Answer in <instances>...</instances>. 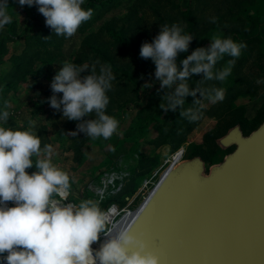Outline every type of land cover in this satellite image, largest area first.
I'll list each match as a JSON object with an SVG mask.
<instances>
[{"label": "rangeland", "instance_id": "374dc122", "mask_svg": "<svg viewBox=\"0 0 264 264\" xmlns=\"http://www.w3.org/2000/svg\"><path fill=\"white\" fill-rule=\"evenodd\" d=\"M186 5L192 8L193 25L179 14ZM9 6L12 23L0 30V108L9 101L7 126L27 127L29 120L36 121L41 147L53 146V162L74 181L69 200H98L102 178L113 179L100 206L117 204L126 209L114 219L124 216L117 228L131 222L172 159L175 164L200 155L209 165L219 162L233 149L221 148L220 136L235 124L249 134L264 120V84L255 83L264 79V0H85L83 7L92 8L93 16L71 38L54 34L38 6L21 7L17 0H9ZM213 16L216 23L209 22ZM172 23H181L194 35L188 52L179 54L178 64L196 48L209 46L216 35L247 43L231 75L222 83L209 82L226 89L225 99L215 105L205 101L204 114L195 123L181 118L179 109L160 108L168 90H161L153 61L140 56L142 44L153 41L160 25ZM97 60L110 64L116 76L108 92L107 114L120 125L118 134L107 140L82 132L70 135L78 122L63 119L62 112L47 102L53 95L51 81L64 61L91 65ZM200 79L202 74L190 77V88L195 89ZM148 83L152 86L144 87ZM197 98L199 93L187 97L184 108ZM27 171L31 174L36 168ZM130 196L134 200L128 204ZM107 239L102 235L99 242Z\"/></svg>", "mask_w": 264, "mask_h": 264}, {"label": "clouds", "instance_id": "9594fccd", "mask_svg": "<svg viewBox=\"0 0 264 264\" xmlns=\"http://www.w3.org/2000/svg\"><path fill=\"white\" fill-rule=\"evenodd\" d=\"M17 2L21 7L38 6L46 25L65 38H71L94 13L92 8L83 7L85 0ZM9 8V0H0V30L12 23ZM209 22L216 23L217 18L210 17ZM193 39L194 35L187 33L181 23L163 24L153 41H145L140 50L141 58L155 64V78L161 90H168L160 108L165 112L179 109L180 117L189 123L202 118L205 101L215 105L225 99L226 89L209 82H224L247 48L246 42L216 35L209 46L196 48L178 64L179 54L188 52ZM226 56L231 59L217 68ZM85 72L89 74L82 75ZM200 74L202 79L195 89L190 88L189 78ZM115 79L112 66L99 60L91 65L63 62L51 81L53 95L47 102L62 112L63 119L78 122L70 135L82 132L88 138L107 140L118 134L119 120L107 114L108 92ZM255 83L264 84V79ZM197 93L200 98L184 108L186 98L196 97ZM10 107L9 101L4 100L0 108V264H160V257L146 251L147 241L134 234L132 227L116 231L114 208L105 210L100 200L92 198L78 203L68 199L74 181L53 162V146L41 147L35 120H29L27 127L7 126ZM89 116L95 118L84 119ZM33 166L36 171L29 174L27 170ZM8 202L14 206H7ZM114 231L116 235L112 236ZM102 235L108 239L94 252L92 245ZM130 246L136 250H130Z\"/></svg>", "mask_w": 264, "mask_h": 264}, {"label": "water", "instance_id": "95a60500", "mask_svg": "<svg viewBox=\"0 0 264 264\" xmlns=\"http://www.w3.org/2000/svg\"><path fill=\"white\" fill-rule=\"evenodd\" d=\"M217 143L233 149L211 165L194 155L170 166L127 226L160 264H264V120Z\"/></svg>", "mask_w": 264, "mask_h": 264}, {"label": "built area", "instance_id": "2783aa9c", "mask_svg": "<svg viewBox=\"0 0 264 264\" xmlns=\"http://www.w3.org/2000/svg\"><path fill=\"white\" fill-rule=\"evenodd\" d=\"M111 182H113V179L111 180V179H107L106 177H103L102 178V187H100L99 189H97V191H98V194H99V197H98V200H100V201H102V199L105 197V190H106V187H108L109 186V184L111 183ZM13 203V202H12ZM11 204V202H8V205H10ZM114 208V211L115 212H113V217H114V219L115 220H117V218L119 217V215H120V213L121 212H119V210H118V212H117V209L119 208L120 210H123L122 208H120L119 206H117L116 208L114 207V205H109L105 210H107V209H109V208ZM115 213V214H114ZM127 224V222L124 224V226Z\"/></svg>", "mask_w": 264, "mask_h": 264}, {"label": "trees", "instance_id": "16d2710c", "mask_svg": "<svg viewBox=\"0 0 264 264\" xmlns=\"http://www.w3.org/2000/svg\"><path fill=\"white\" fill-rule=\"evenodd\" d=\"M192 8L189 5H186L184 8L180 10V16L185 20V22L189 25H193V19L191 17ZM120 38V36H118ZM128 42V41H127ZM133 55L137 57L136 51L133 52Z\"/></svg>", "mask_w": 264, "mask_h": 264}, {"label": "bare ground", "instance_id": "6f19581e", "mask_svg": "<svg viewBox=\"0 0 264 264\" xmlns=\"http://www.w3.org/2000/svg\"><path fill=\"white\" fill-rule=\"evenodd\" d=\"M174 161H175V160L172 159L169 165H170V166L174 165ZM170 166H169V167H170ZM169 167H168V168H169ZM162 176H163V175H162ZM162 176H161V177H162ZM159 180H160V179H159ZM148 195H149V194H148ZM148 195L146 196V198L148 197ZM146 198H144V199L146 200ZM133 200H134V199H130L129 202H128V204H130L131 202H133ZM143 202H144V201H142V203H143ZM111 205H114L115 208L118 206L117 204H111ZM119 207H120V206H119ZM118 210H119V212H122V211H124L125 209L123 208V210H120V209L118 208V209H117V212H118ZM136 211H137V210H136ZM114 212H115V211H114ZM114 214H115V213H114ZM120 214H121V213H120ZM135 214H136V212H135ZM132 218H133V217H132ZM129 223H130V222H129ZM129 223H127L125 226H128ZM120 227H124V225H122V226H120ZM120 227H118V228L116 229V231H119V228H120ZM115 235H116V232L114 231V233H112V236H115ZM103 243H105V242H103ZM103 243H100V242L94 243V244L92 245V247H93V251L98 250V249L101 247V245H102ZM95 245H96V249H94V246H95ZM6 254H7V253H5V255H6ZM4 264H6V261L4 262Z\"/></svg>", "mask_w": 264, "mask_h": 264}, {"label": "crops", "instance_id": "0c3cea01", "mask_svg": "<svg viewBox=\"0 0 264 264\" xmlns=\"http://www.w3.org/2000/svg\"><path fill=\"white\" fill-rule=\"evenodd\" d=\"M131 198H133V197L130 196V197H128L127 199L130 200ZM125 210H126V209H125ZM121 218H124V216L122 215ZM121 218H120V220H121ZM120 220H118V221H120ZM118 221H117V222H118Z\"/></svg>", "mask_w": 264, "mask_h": 264}]
</instances>
